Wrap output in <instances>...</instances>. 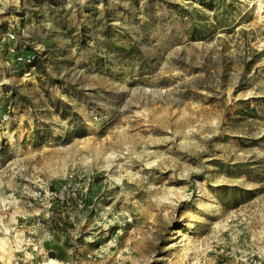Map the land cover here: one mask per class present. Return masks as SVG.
<instances>
[{
  "label": "rangeland",
  "instance_id": "rangeland-1",
  "mask_svg": "<svg viewBox=\"0 0 264 264\" xmlns=\"http://www.w3.org/2000/svg\"><path fill=\"white\" fill-rule=\"evenodd\" d=\"M203 1L0 0V264H264V6Z\"/></svg>",
  "mask_w": 264,
  "mask_h": 264
},
{
  "label": "built area",
  "instance_id": "built-area-1",
  "mask_svg": "<svg viewBox=\"0 0 264 264\" xmlns=\"http://www.w3.org/2000/svg\"><path fill=\"white\" fill-rule=\"evenodd\" d=\"M20 33L22 34L23 33V30L21 31H18V32H15V31H8L6 34H5V39L8 41V42H16L17 40V37L20 35ZM8 51L16 57V61L21 63H26L27 65H31L34 61V56H25V55H19L15 52V49L14 47H9L8 48ZM8 120V116L7 115H4L2 116V121H7Z\"/></svg>",
  "mask_w": 264,
  "mask_h": 264
},
{
  "label": "bare ground",
  "instance_id": "bare-ground-1",
  "mask_svg": "<svg viewBox=\"0 0 264 264\" xmlns=\"http://www.w3.org/2000/svg\"><path fill=\"white\" fill-rule=\"evenodd\" d=\"M258 2H259V6H260V8H262L264 5H262V0H258ZM121 171H124V170H121ZM46 264H57V262L55 261V260H51V259H49L47 262H46Z\"/></svg>",
  "mask_w": 264,
  "mask_h": 264
},
{
  "label": "trees",
  "instance_id": "trees-1",
  "mask_svg": "<svg viewBox=\"0 0 264 264\" xmlns=\"http://www.w3.org/2000/svg\"><path fill=\"white\" fill-rule=\"evenodd\" d=\"M199 2H200V3H202V4L204 3V1H203V0H199ZM132 51H133V50H132ZM34 61H35V60H34Z\"/></svg>",
  "mask_w": 264,
  "mask_h": 264
}]
</instances>
